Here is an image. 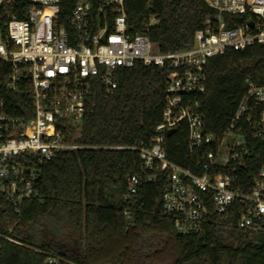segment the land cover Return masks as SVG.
I'll return each instance as SVG.
<instances>
[{
  "label": "built area",
  "instance_id": "obj_1",
  "mask_svg": "<svg viewBox=\"0 0 264 264\" xmlns=\"http://www.w3.org/2000/svg\"><path fill=\"white\" fill-rule=\"evenodd\" d=\"M73 2L62 19L64 0H0V198L18 213L34 196V160L45 164L87 148L131 150L141 172L127 178L125 204L160 179L163 214L177 234H201L219 217L264 237V85L247 80L221 132L208 131L203 107L209 60L264 45V0H204L213 16L191 46L169 53L155 52L147 35L130 33L125 0ZM138 62L170 71L150 146L90 147L67 139L69 127L80 129L93 88L116 90L119 71ZM178 128L186 135L188 166L172 162L166 150ZM60 262L48 255L44 264Z\"/></svg>",
  "mask_w": 264,
  "mask_h": 264
},
{
  "label": "trees",
  "instance_id": "obj_2",
  "mask_svg": "<svg viewBox=\"0 0 264 264\" xmlns=\"http://www.w3.org/2000/svg\"><path fill=\"white\" fill-rule=\"evenodd\" d=\"M73 5L64 0L62 19ZM125 6L130 33L147 35L158 53L191 46L214 14L204 0H125ZM169 74L139 62L120 70L116 90L93 88L80 129L69 127L67 139L90 147L150 146ZM247 80L264 85V45L209 60L203 96L208 131L226 128ZM166 144L169 159L188 166L185 133L178 128ZM34 161V196L18 213L0 198V264H44L48 255L60 264H264V237L238 230L231 218L213 217L201 234H177L163 214L160 179L125 204L126 180L141 172L137 152L87 148L45 164Z\"/></svg>",
  "mask_w": 264,
  "mask_h": 264
},
{
  "label": "water",
  "instance_id": "obj_3",
  "mask_svg": "<svg viewBox=\"0 0 264 264\" xmlns=\"http://www.w3.org/2000/svg\"><path fill=\"white\" fill-rule=\"evenodd\" d=\"M252 25V24H251ZM174 133V130L168 132V136H171Z\"/></svg>",
  "mask_w": 264,
  "mask_h": 264
},
{
  "label": "rangeland",
  "instance_id": "obj_4",
  "mask_svg": "<svg viewBox=\"0 0 264 264\" xmlns=\"http://www.w3.org/2000/svg\"><path fill=\"white\" fill-rule=\"evenodd\" d=\"M166 264H168V263H166Z\"/></svg>",
  "mask_w": 264,
  "mask_h": 264
}]
</instances>
